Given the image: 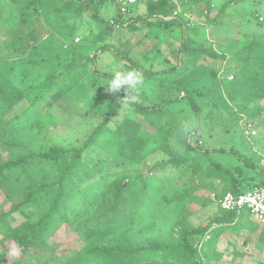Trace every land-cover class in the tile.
<instances>
[{
    "label": "rangeland",
    "instance_id": "1",
    "mask_svg": "<svg viewBox=\"0 0 264 264\" xmlns=\"http://www.w3.org/2000/svg\"><path fill=\"white\" fill-rule=\"evenodd\" d=\"M182 1L185 5L180 8L179 15L186 21V27L193 31L190 32V39L202 47L211 46L220 53L230 54L253 39L264 45V30L258 24H264V0H210L209 10L203 0ZM73 4L71 0H40L34 5L36 12L27 10L33 17L34 26L41 25L45 30L34 51L19 60L5 51L0 54V59L7 61L0 67L1 73L6 74L11 66H16L20 86L35 84L37 87L44 76L53 71L59 72L67 65L71 59L67 54L75 50L74 67L66 73L64 80V86L73 82L74 85L57 102L50 95H43L37 87L29 99L10 112L7 116L10 124L0 129V157L27 151L43 153L53 146L78 148L106 116L110 118L111 125L125 118L141 123L142 118L134 114L132 104L128 110L121 108L125 91L111 92L104 88L113 70L135 69L126 58L153 73L168 71L176 65L179 29H164L152 16L143 23H137L134 30L127 26L108 30L100 18L115 16L117 6L113 1L93 4L81 12H76ZM146 4L139 2L124 18L131 19L159 10ZM223 5L226 6L219 13ZM213 18L215 20L209 21ZM2 30L1 46L10 36L7 34L11 30L17 31L18 26H2ZM103 45L109 50H100ZM94 53L96 56L92 64L87 59ZM27 60L38 61L37 68H32ZM184 62L187 63L188 59ZM209 63L212 64L211 61ZM93 70L97 73L95 77L91 75ZM103 74L107 76L103 77ZM180 79L166 76L144 78L141 90L150 102L157 103L164 96L165 87L175 85ZM90 82L94 85L90 86ZM195 85L200 88L202 83L197 81ZM135 94L138 97L136 102L144 103V94L140 91ZM197 99L201 105L196 131L198 147L223 151L213 152L210 157L229 168L241 167L244 177L253 179L245 182V186L261 181L262 175L248 169L227 152L237 151L256 168H264V114L253 118L249 116L256 107H264V100L251 103L248 114L242 115L232 104L228 107L218 105L213 109L206 105V98ZM169 109L172 114L165 121L175 151L188 159L196 158L197 154L184 149V142L193 143V138L188 135L196 126L190 107L180 101ZM143 126L147 127L144 123ZM4 141L22 143L25 149H8L3 145ZM166 158L158 152L139 165L121 158L102 164L96 161L94 154L86 161V169L96 170L97 173L80 184V192L75 194L73 186L67 201L70 205L72 200H76L75 195L87 196L88 202L80 217L70 223L56 225L46 235L49 249L37 254L32 251L25 254L9 241L4 234L7 221L0 219V264H12L14 261L32 264L35 260L46 261V264L69 263L85 244L82 235L85 225H110L115 229H125L134 244L174 238L181 220L188 221L192 227L206 226L211 217L218 215L215 197L223 192L222 185L214 180L209 186L208 181L192 174L188 164L178 168L158 166ZM53 175L52 166L33 171L36 179L44 176L51 181ZM9 207V201L0 190V215ZM253 223L254 231L243 229L237 233L225 230L216 246L222 257L217 261L204 260L203 264L264 263V244L259 239L263 226ZM13 247L18 249L16 256L8 254Z\"/></svg>",
    "mask_w": 264,
    "mask_h": 264
},
{
    "label": "trees",
    "instance_id": "2",
    "mask_svg": "<svg viewBox=\"0 0 264 264\" xmlns=\"http://www.w3.org/2000/svg\"><path fill=\"white\" fill-rule=\"evenodd\" d=\"M39 1L0 0V35L3 36L4 32L2 26H18L17 31L11 30L7 34L10 36L4 41L3 46L0 45V54L5 51L19 60L27 58L30 52L34 51L45 30L41 25L34 26L33 17L27 10L36 12L34 5ZM106 1L108 0H71L76 12ZM203 1L209 10L210 0ZM184 5L185 1H181L180 7L183 8ZM146 6L159 10L156 13L125 19V15L117 8L115 16L110 19L100 18L101 22L106 23L108 30L126 26L134 30L137 23H143L152 16L156 17L158 26L164 29H179L177 62L168 71L153 73L125 57L132 67L142 72L144 78L158 76L177 80L182 78L175 85L165 87L164 96L157 103L150 102L146 93L140 90L144 94V103L135 102L132 104V110L134 114L141 116L142 122L125 118L111 125L110 118L106 116L78 148L53 146L43 153L27 151L18 154L8 153L5 157H0V190L10 203L8 211L2 212L0 219L2 222L7 221L5 237L25 254H30V251L34 254L46 252L49 249L46 235L56 225L70 223L72 219L80 217L85 203L88 202L87 196L75 195L76 202L72 200L70 205L67 201L70 199L73 186L76 189L75 194L80 192L82 190L79 188L80 184L97 173L96 170L86 169L88 166L86 161L94 154L96 161L102 164L111 159L121 158L139 165L152 154L160 152L167 158L158 166L178 168L188 164L192 174L208 181L209 186L217 180L223 191L217 196L226 192L239 194L254 187L264 186V168H256L249 159L237 151H228L227 153L233 154L248 169L263 177L256 184L245 186V182L253 179L244 177L241 167L229 168L217 163L210 154L223 151L202 150L198 147L199 139L196 136L198 117L201 114V105L197 98H206V105L213 109L218 105L228 107L232 104L242 115L248 114L251 103L264 100V45L253 39L230 54L220 53L211 46L204 48L200 43L190 39V32L193 31L186 27V21L180 15L170 20L160 18L174 10L173 4L168 1L147 2ZM225 6L223 5L218 12L223 11ZM214 18L209 21L215 20ZM258 24L260 29L264 30V24ZM100 50L106 51L109 47L103 45ZM74 54L75 50L72 49L67 54L71 58L69 63L59 72L53 71L44 76L37 86L43 95H50L54 102L59 101V97L74 85L73 82L70 86H64L66 73L74 67ZM95 56L96 53L87 61L94 64ZM185 59H188L187 63L184 62ZM5 62L7 61L0 59V67ZM37 62L27 60L32 68H37ZM16 69V66H11L6 74L0 71V129H5L10 124L7 120L9 113L29 99L37 89L35 84L21 87L15 73ZM91 75L95 77L97 73L93 70ZM228 77H232V81L228 82ZM197 81L202 83L200 88L195 85ZM89 85L94 84L90 82ZM57 87V91L53 92ZM180 101H184L190 107L195 118L196 126L188 135L189 138H193V143L184 142V149L197 154L196 158L188 159L177 154L166 126L165 119L172 114L170 106ZM263 114L264 107L258 106L249 116L253 118ZM143 123L147 127H144ZM3 145L8 149H25L24 144L17 142L4 141ZM46 166H52L53 180L50 181L44 176L34 178L33 171ZM217 211L218 215L211 217L204 227H192L188 221L181 220L174 238L168 241L146 240L144 244H134L125 229H115L110 225H85L82 232L85 244L75 258L66 264H203L204 260H220L222 254L216 251V246L225 230L237 233L242 229L251 231L255 225L246 212L238 214L222 211L218 207ZM206 236L209 238L204 241ZM259 239L264 244V226ZM236 256L239 257L240 254ZM12 264L23 262L14 261ZM32 264H46V261L35 260Z\"/></svg>",
    "mask_w": 264,
    "mask_h": 264
},
{
    "label": "built area",
    "instance_id": "3",
    "mask_svg": "<svg viewBox=\"0 0 264 264\" xmlns=\"http://www.w3.org/2000/svg\"><path fill=\"white\" fill-rule=\"evenodd\" d=\"M119 12L122 15H126L129 11L137 5L139 2L157 3L162 1H168L173 4L174 10L167 16H161L163 20H170L177 17L180 13V2L182 0H113ZM232 79V77H228ZM248 135V131L245 132ZM215 203L217 207L222 211L241 213L246 212L248 217L257 223L264 226V186L254 187L250 190L239 194H233L231 192L223 193L220 196L215 197ZM209 236L204 238L206 241Z\"/></svg>",
    "mask_w": 264,
    "mask_h": 264
},
{
    "label": "clouds",
    "instance_id": "4",
    "mask_svg": "<svg viewBox=\"0 0 264 264\" xmlns=\"http://www.w3.org/2000/svg\"><path fill=\"white\" fill-rule=\"evenodd\" d=\"M144 85L143 74L138 70H122L115 68L112 72L111 78L107 81L106 89L111 92H118L123 89L126 93L125 97L121 100V108L128 110L131 104L137 100V95ZM18 249L13 247L9 251L10 256H16Z\"/></svg>",
    "mask_w": 264,
    "mask_h": 264
},
{
    "label": "crops",
    "instance_id": "5",
    "mask_svg": "<svg viewBox=\"0 0 264 264\" xmlns=\"http://www.w3.org/2000/svg\"><path fill=\"white\" fill-rule=\"evenodd\" d=\"M254 222V221H253ZM243 230V229H242ZM247 230V229H246ZM254 231V230H253ZM220 253V252H219Z\"/></svg>",
    "mask_w": 264,
    "mask_h": 264
}]
</instances>
